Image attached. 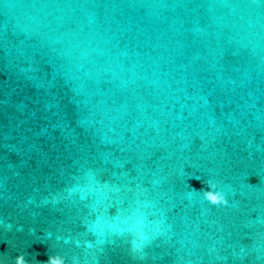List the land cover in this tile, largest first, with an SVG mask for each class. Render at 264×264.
Here are the masks:
<instances>
[{
	"label": "water",
	"instance_id": "95a60500",
	"mask_svg": "<svg viewBox=\"0 0 264 264\" xmlns=\"http://www.w3.org/2000/svg\"><path fill=\"white\" fill-rule=\"evenodd\" d=\"M0 264H264V0H0Z\"/></svg>",
	"mask_w": 264,
	"mask_h": 264
}]
</instances>
